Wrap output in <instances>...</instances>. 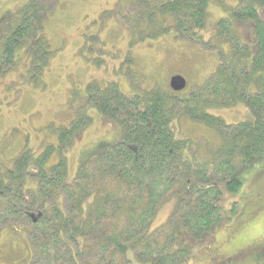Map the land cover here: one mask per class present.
Instances as JSON below:
<instances>
[{
	"label": "trees",
	"instance_id": "obj_1",
	"mask_svg": "<svg viewBox=\"0 0 264 264\" xmlns=\"http://www.w3.org/2000/svg\"><path fill=\"white\" fill-rule=\"evenodd\" d=\"M145 1L130 26L137 38L172 31L214 50L220 62L183 98L177 97L182 91L166 94L160 87L126 94L115 83L87 84L84 99L121 135L82 156L72 178L64 155L89 124L85 113L60 127L59 145L42 143L39 151L24 147L9 165L0 164V232L16 220L26 226L32 252L27 264H57L58 257L50 258L58 252L74 264H116L114 258L126 264H185L196 244L232 219L219 204L218 185L237 191L242 174L264 159V0H239L207 38V0ZM48 11L45 1L28 0L10 20L0 37V79L23 54L30 65L21 75L32 79L31 72L42 69L51 54L43 40ZM237 24L249 29V40L237 33ZM239 101L251 120L227 124L206 111ZM187 122L207 125L218 141L203 148L185 135ZM27 180L36 188H27ZM168 198L170 218L152 227Z\"/></svg>",
	"mask_w": 264,
	"mask_h": 264
},
{
	"label": "rangeland",
	"instance_id": "obj_2",
	"mask_svg": "<svg viewBox=\"0 0 264 264\" xmlns=\"http://www.w3.org/2000/svg\"><path fill=\"white\" fill-rule=\"evenodd\" d=\"M27 1L0 0V37ZM43 1L49 10V17L43 24V40L47 41L51 54L41 70L31 72L35 73L32 79L21 75L30 65V58L25 54L13 70L0 79L1 165H9L24 147L39 151L42 143L59 145L60 127H68L75 116L85 113L90 122L64 155L69 178H72L82 156L92 153L99 143L119 141L121 135L116 124L84 99L87 84L115 83L126 94L160 87L170 94L169 78L181 75L187 84L177 97L183 98L210 77L220 62L214 50H206L184 37H174L172 31L156 39L137 38L130 26L139 19L140 6L148 4L146 1ZM207 3L209 22L205 38L214 30L215 22L225 18L239 0H207ZM236 30L242 38L249 40L248 28L237 24ZM130 40H133L132 44ZM206 111L227 124L253 118L240 101L230 107H208ZM183 129L186 136L203 148L205 145L211 148L218 141L217 133L203 123L187 122ZM55 153L59 157V153ZM53 160L56 156L50 162ZM26 187L35 189V182L27 180ZM218 187L222 193L219 204L232 219L196 244L185 264H264V244L259 246L260 241H264L261 232L264 159L242 174V185L237 191L228 192L221 184ZM232 207L237 212L231 217L229 210ZM172 212L173 200L168 198L159 207L152 227L164 224ZM13 222L14 225L3 227L0 232V264H27L32 252L26 226L17 220ZM56 257L57 264L63 261L74 264L67 261L66 253H51L50 259ZM81 258L86 262L87 259ZM113 261L126 264L120 258Z\"/></svg>",
	"mask_w": 264,
	"mask_h": 264
},
{
	"label": "water",
	"instance_id": "obj_3",
	"mask_svg": "<svg viewBox=\"0 0 264 264\" xmlns=\"http://www.w3.org/2000/svg\"><path fill=\"white\" fill-rule=\"evenodd\" d=\"M186 79L181 75H172L169 78V88L173 92H180L186 87Z\"/></svg>",
	"mask_w": 264,
	"mask_h": 264
},
{
	"label": "snow or ice",
	"instance_id": "obj_4",
	"mask_svg": "<svg viewBox=\"0 0 264 264\" xmlns=\"http://www.w3.org/2000/svg\"><path fill=\"white\" fill-rule=\"evenodd\" d=\"M261 232H262V234H264V221H262V223H261Z\"/></svg>",
	"mask_w": 264,
	"mask_h": 264
}]
</instances>
